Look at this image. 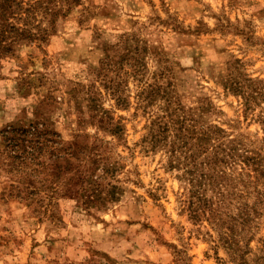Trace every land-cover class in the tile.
I'll return each mask as SVG.
<instances>
[{"label":"rangeland","instance_id":"1","mask_svg":"<svg viewBox=\"0 0 264 264\" xmlns=\"http://www.w3.org/2000/svg\"><path fill=\"white\" fill-rule=\"evenodd\" d=\"M7 6L0 264H264V0Z\"/></svg>","mask_w":264,"mask_h":264},{"label":"trees","instance_id":"2","mask_svg":"<svg viewBox=\"0 0 264 264\" xmlns=\"http://www.w3.org/2000/svg\"><path fill=\"white\" fill-rule=\"evenodd\" d=\"M2 2L8 3L7 9L10 11L11 14H13V11H11L13 0H0V3H2ZM24 132L30 133L32 135V137H33L32 139H30V141H28L26 143L24 141L22 143H20L19 141L14 139L13 136L12 137H8V140L11 143L15 142L13 147L15 148V152L17 153L16 156H15V158H17V159H21L22 158V160H27L28 158H31V157H32V159H34L33 157L37 156L36 154L38 152H39L38 155H40L43 152H45L47 147L54 146V143L49 142V139L46 138L45 140H42V134L43 133H39L38 134V132L36 131V127H34V130H29V131L22 130L21 134L24 133ZM213 132H218V130H214V131H211L210 133H206L207 137L210 134H212ZM14 137H17V136H14ZM18 140H24V139H22V137L19 136ZM208 151H209V149H208ZM70 153H71V151H70ZM65 155L63 157L59 156L56 159H58V160L61 159V161H62L64 159H66ZM52 156H54V155H52ZM214 159L215 160L212 161V165H213V169L216 170V166H217V164L219 162V158L215 156ZM205 164L208 165L207 161L205 162ZM30 181H32V182L34 181V176L30 179ZM35 188H36V186L31 191L27 192V195H28L29 198H32L35 194L40 193V190L35 189ZM202 200H204V199H202ZM194 212L197 213V210L195 209ZM211 212H213V211H211ZM204 213H205V211H204ZM240 216H241V214H240ZM233 220L237 221V218L233 217Z\"/></svg>","mask_w":264,"mask_h":264}]
</instances>
